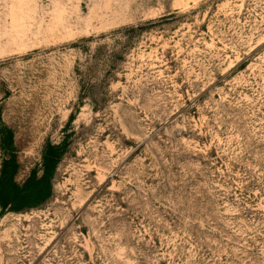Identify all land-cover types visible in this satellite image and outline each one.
I'll return each mask as SVG.
<instances>
[{
    "label": "rangeland",
    "instance_id": "1",
    "mask_svg": "<svg viewBox=\"0 0 264 264\" xmlns=\"http://www.w3.org/2000/svg\"><path fill=\"white\" fill-rule=\"evenodd\" d=\"M0 264H264V0H0Z\"/></svg>",
    "mask_w": 264,
    "mask_h": 264
}]
</instances>
